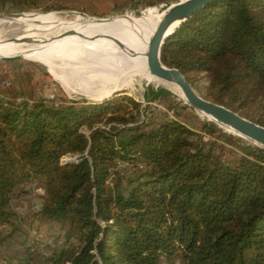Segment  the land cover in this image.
Wrapping results in <instances>:
<instances>
[{"label":"trees","instance_id":"16d2710c","mask_svg":"<svg viewBox=\"0 0 264 264\" xmlns=\"http://www.w3.org/2000/svg\"><path fill=\"white\" fill-rule=\"evenodd\" d=\"M62 1L0 0V13L52 12ZM161 60L264 127V0L210 3L166 40ZM143 111L125 92L59 106L0 94V251L19 229L16 193L38 183L46 196L36 217L59 224L66 244L19 264H264V149L247 145L227 160L215 123L151 127ZM122 165L139 176L125 181Z\"/></svg>","mask_w":264,"mask_h":264},{"label":"rangeland","instance_id":"374dc122","mask_svg":"<svg viewBox=\"0 0 264 264\" xmlns=\"http://www.w3.org/2000/svg\"><path fill=\"white\" fill-rule=\"evenodd\" d=\"M85 1L89 3L90 8L83 7L79 0H67L55 2L54 5L58 6L59 10L52 12L15 13L6 11L0 13V39L7 42L25 35L30 28L22 25L19 20L37 15L50 16L54 20L64 23L84 25L124 17L154 21L160 18L168 7L181 0L169 3L159 2L155 5L122 4L117 10L114 9L113 0ZM51 27L47 26L44 29L51 40H60L74 31L73 27ZM73 36L75 37L76 34ZM80 41L84 40L80 39ZM91 51L89 48L84 52L71 51L53 55L52 58L58 67L56 74L50 72L45 65L27 59L0 61V94L15 92L16 99L14 100L17 102L42 100L48 104L59 106L71 101L101 102L116 93L125 92L143 103L142 122L151 127L165 119H177L197 132H201L204 124L215 123L189 106L185 99L165 85L147 81L141 85L128 82L122 84L120 76L112 74L113 68L110 62L102 56L94 55ZM111 51H108L107 54H112L113 57L124 58L126 56L117 47ZM149 87H153L155 90L167 88L172 91L174 96L148 102L145 94ZM195 89L202 96H206L204 80L199 82ZM215 124L219 136L218 141L227 149L225 159L233 160L241 154L245 146L255 145L251 140L240 137L231 129ZM204 137L207 141L213 140V137L208 135H204ZM73 159L66 157L64 161ZM121 171L127 182L139 176V172L130 166L122 165ZM45 196L44 187L38 183L29 184L16 193L13 205L19 215V229L8 238L7 243L1 249L0 264H19L27 257L28 252H40L47 255L51 250L66 244L65 230L59 224L36 217ZM10 232L11 229L7 228L6 234ZM162 264L167 263L164 261ZM174 264L181 263L177 261Z\"/></svg>","mask_w":264,"mask_h":264},{"label":"bare ground","instance_id":"6f19581e","mask_svg":"<svg viewBox=\"0 0 264 264\" xmlns=\"http://www.w3.org/2000/svg\"><path fill=\"white\" fill-rule=\"evenodd\" d=\"M163 16L164 13L154 21L124 17L86 25L64 23L44 15L24 18L19 21L22 25L28 26L30 28L29 31L25 35L11 41L4 42L0 39V59L3 57L23 56L27 60L45 65L50 72L56 74L58 67L52 58L53 55L71 51L84 52L91 48V52L94 55L102 56L110 62L113 68L112 74H118L122 84L128 82L141 85L146 81L157 83L167 86L185 99L182 91L176 85L162 82L149 69L148 54L150 42ZM47 26H52L53 28L57 26L73 27L74 31L60 40H51L44 30ZM74 34H76L75 37L73 36ZM80 39L84 41H80ZM115 47L123 51L126 56L117 58L113 57L112 54H107L108 51ZM205 116L213 120L207 115ZM229 129L234 131L232 128Z\"/></svg>","mask_w":264,"mask_h":264},{"label":"water","instance_id":"95a60500","mask_svg":"<svg viewBox=\"0 0 264 264\" xmlns=\"http://www.w3.org/2000/svg\"><path fill=\"white\" fill-rule=\"evenodd\" d=\"M214 1L216 0H181L164 11V16L150 42L148 54L149 69L162 82L176 85L182 91L187 104L197 112L212 118L213 120L210 121L220 126L232 128L240 137L251 140L256 146L264 149V127L222 105L206 99L198 93L179 70L167 67L161 60V50L166 40L182 24L189 21L198 11ZM22 59L26 58L23 56L3 57L0 61ZM169 91L172 92L171 90Z\"/></svg>","mask_w":264,"mask_h":264},{"label":"crops","instance_id":"0c3cea01","mask_svg":"<svg viewBox=\"0 0 264 264\" xmlns=\"http://www.w3.org/2000/svg\"><path fill=\"white\" fill-rule=\"evenodd\" d=\"M80 1V4L85 7V8H90L89 7V3H87L85 0H79ZM5 98H8V99H16V95H15V92L13 94H8V93H3L2 94ZM15 95V96H14Z\"/></svg>","mask_w":264,"mask_h":264},{"label":"built area","instance_id":"2783aa9c","mask_svg":"<svg viewBox=\"0 0 264 264\" xmlns=\"http://www.w3.org/2000/svg\"><path fill=\"white\" fill-rule=\"evenodd\" d=\"M30 104H33V102H29Z\"/></svg>","mask_w":264,"mask_h":264}]
</instances>
